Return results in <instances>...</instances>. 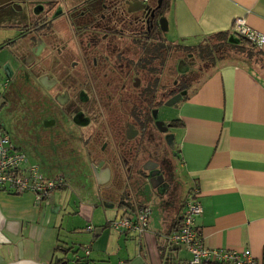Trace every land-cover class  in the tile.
<instances>
[{"label": "crops", "instance_id": "0c3cea01", "mask_svg": "<svg viewBox=\"0 0 264 264\" xmlns=\"http://www.w3.org/2000/svg\"><path fill=\"white\" fill-rule=\"evenodd\" d=\"M164 11V36L174 45L196 46L218 33L236 38L230 32L236 18L264 38V0H169ZM13 18L9 27L15 29ZM256 49L262 58L254 63L232 53L206 67L193 63L196 77L173 105L169 155L177 171L174 181L180 173L184 184L170 210L165 188L156 192L143 181L140 190L138 182L131 185L135 195L134 202L129 196V207L93 176H82L74 185L63 177L65 186L37 206L29 193L0 190V264H187L190 254L170 246L166 236L180 227L185 197L193 190L201 208L194 225L203 244L246 249L264 264V41ZM3 57L0 65L12 60ZM97 202L114 212L95 210ZM133 203L150 209L140 239L131 231L104 230L106 217L130 218ZM87 224L93 233L85 231Z\"/></svg>", "mask_w": 264, "mask_h": 264}, {"label": "flooded vegetation", "instance_id": "af4514ba", "mask_svg": "<svg viewBox=\"0 0 264 264\" xmlns=\"http://www.w3.org/2000/svg\"><path fill=\"white\" fill-rule=\"evenodd\" d=\"M162 2L11 0L0 5V22L9 26L16 15L18 32L19 53L0 65L4 78L3 66L11 70L7 92L25 85L36 130L47 135L52 152L82 150L91 171L107 168L101 186L128 207L134 182L169 192L177 174L170 162L172 138L166 141L171 126L161 132L169 123L159 122L152 111L187 91L195 60L184 53L177 59L178 78L169 91L163 83L166 63L180 52L151 68L150 45L166 41L157 23L164 17ZM145 139L155 149L141 154L133 144Z\"/></svg>", "mask_w": 264, "mask_h": 264}, {"label": "built area", "instance_id": "2783aa9c", "mask_svg": "<svg viewBox=\"0 0 264 264\" xmlns=\"http://www.w3.org/2000/svg\"><path fill=\"white\" fill-rule=\"evenodd\" d=\"M231 35L243 38L257 48L263 44L264 38L251 31L243 19L236 18L230 27ZM2 84V85H1ZM6 81L0 83L5 87ZM65 186L61 175L44 177L39 166L28 161L22 151L17 150L10 142L0 121V190L14 194L29 193L34 205H39L53 191ZM201 213L197 201V191L187 194L184 211L180 218V227L166 236V242L173 247H183L189 254L187 264H258L248 250L208 249L202 241L200 231L194 225V219ZM150 209L147 206L133 204L129 217L106 221L105 227L119 233L134 232L140 239L147 229ZM85 231L93 233V226L87 224ZM86 247L85 255L88 254ZM70 264H78L71 261ZM117 264H122L118 262Z\"/></svg>", "mask_w": 264, "mask_h": 264}, {"label": "rangeland", "instance_id": "374dc122", "mask_svg": "<svg viewBox=\"0 0 264 264\" xmlns=\"http://www.w3.org/2000/svg\"><path fill=\"white\" fill-rule=\"evenodd\" d=\"M168 1L169 0H164L163 6H166ZM165 34L167 33L164 32V35ZM16 37H18L16 28H10L6 24L4 26H0L1 59L3 56V59H12L15 55L17 56L19 52L17 51L18 41L16 42V40H14ZM181 56H183V54L174 53L166 63L167 65L163 77V83L168 88L167 91L170 90V84L172 81L178 78L175 65L177 59ZM194 66V68H197L198 62H194ZM195 77L194 73H192L190 77L188 76V79L191 81ZM4 80L5 79L2 78V74L0 73V83H4ZM168 94L169 93L166 94L165 99ZM153 111H156L155 118L162 123H169L175 117L173 106L166 107L164 104L155 105ZM0 121L2 122L3 129L8 135L10 142L15 144V146L24 153L26 158L30 160V162L37 164L41 173L53 176L56 173L62 172L63 177H65L67 181H70L69 183L72 185H74L75 181L80 179L82 176L88 178H91L92 176L95 177L93 171H91L89 161L86 156H84L82 150L73 152L70 151L68 152L69 154H65L63 156L59 153V151L55 153L52 152V149L49 147L46 140L47 135L44 132L36 130L35 114L32 112V98L29 89L25 85L18 83L17 88L11 90L10 92H7L6 85L5 87L0 86ZM172 131V128H170L169 132ZM154 134H156V132ZM138 143L139 144L137 146H135L134 143L133 147H137L141 151V154L152 152L155 149V147H153V142L148 139ZM164 152L166 155L170 156V150H168V148L165 149ZM172 159L173 157H171L170 162L174 165ZM71 184H69V186H71ZM183 184L184 181L182 179V175L179 173V178L177 177L176 182L172 181L171 189L165 195V199L171 201L168 203L169 210L173 206V203L178 202L182 196ZM139 186L140 184L135 186V188L140 190L141 188H139ZM130 192L131 196L135 195V189L132 188ZM96 204L97 205L94 209L98 210L102 214H112L114 212V210L103 209L98 202ZM153 205L155 206L154 208L158 209V203L156 204L154 202ZM110 220V218L106 217L103 220V223ZM104 230L112 232L115 231L110 228ZM134 239L137 240V238Z\"/></svg>", "mask_w": 264, "mask_h": 264}, {"label": "trees", "instance_id": "16d2710c", "mask_svg": "<svg viewBox=\"0 0 264 264\" xmlns=\"http://www.w3.org/2000/svg\"><path fill=\"white\" fill-rule=\"evenodd\" d=\"M163 2L161 6L162 8H164ZM228 38L229 36L227 34L218 33L205 39L201 44L196 46L174 45L167 41L164 42L159 40L160 42L156 45H150L149 59L151 68L158 62L160 66L163 64V62H167L172 51L180 52V54H188L195 61L203 64L204 67H206V65H212L214 61L227 53H232L234 55L241 54L246 60L252 59L253 63L256 62V60H260L262 58L259 50L245 39L236 38L237 43H232L228 42ZM161 55L162 58L158 61L160 58L159 56ZM178 87L183 89L184 84L179 83ZM169 124L172 127L175 125V121H170Z\"/></svg>", "mask_w": 264, "mask_h": 264}, {"label": "water", "instance_id": "95a60500", "mask_svg": "<svg viewBox=\"0 0 264 264\" xmlns=\"http://www.w3.org/2000/svg\"><path fill=\"white\" fill-rule=\"evenodd\" d=\"M160 1H161V0H158V6H159ZM2 3H11V0H3V2L0 1V5H1ZM157 23H158V25H159V27H160V30H161L162 32H165V31H166V28H167V27H166V21H165V18H164V17H161V18L158 20ZM228 42L237 43V39H236V38H228ZM2 71L4 72V76H5V78H10V72H11V70H10V68L8 67L7 64H6L5 66H3ZM185 94H186L185 91H181L180 93L175 94V95L169 97V98L164 102V106H166V107H170V106L175 105L176 103H178L179 101L182 100V98L184 97ZM152 114H153V116L155 117L156 111H153ZM160 124H162V123H160ZM168 127H170V124H167L165 127H163L162 129H160V131L163 132V131H165ZM171 138H172V135L170 134V135L167 136L166 141L168 142L169 139H171ZM99 168H100V165H99V167H98L97 169L94 168V169H93V174H94L95 178L97 179L98 184H99V185H102L103 183L106 182V180H104V179H103V180H99V179H101V176H102V175H103L104 178L106 179V178L108 177V175H109V170H108L107 168H104V169H99ZM151 175H153V174H149V176H151Z\"/></svg>", "mask_w": 264, "mask_h": 264}]
</instances>
